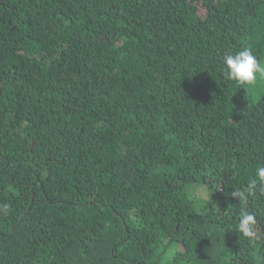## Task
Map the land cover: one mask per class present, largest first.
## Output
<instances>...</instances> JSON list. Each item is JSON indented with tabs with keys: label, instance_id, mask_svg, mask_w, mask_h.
Segmentation results:
<instances>
[{
	"label": "trees",
	"instance_id": "trees-1",
	"mask_svg": "<svg viewBox=\"0 0 264 264\" xmlns=\"http://www.w3.org/2000/svg\"><path fill=\"white\" fill-rule=\"evenodd\" d=\"M244 48L264 0H0V264H264Z\"/></svg>",
	"mask_w": 264,
	"mask_h": 264
},
{
	"label": "clouds",
	"instance_id": "clouds-1",
	"mask_svg": "<svg viewBox=\"0 0 264 264\" xmlns=\"http://www.w3.org/2000/svg\"><path fill=\"white\" fill-rule=\"evenodd\" d=\"M225 76L236 82L246 90H254L258 80L264 79V63H261L249 48L236 53H228L223 58ZM264 193V166L255 169V176L249 181L244 191L236 190L232 193L239 201H244L256 191ZM197 197L205 195L202 189L197 190ZM256 218L253 214L242 212L236 230L247 238H255Z\"/></svg>",
	"mask_w": 264,
	"mask_h": 264
}]
</instances>
